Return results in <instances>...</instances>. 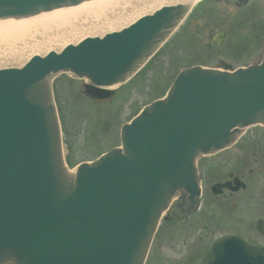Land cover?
Segmentation results:
<instances>
[{"label":"water","instance_id":"95a60500","mask_svg":"<svg viewBox=\"0 0 264 264\" xmlns=\"http://www.w3.org/2000/svg\"><path fill=\"white\" fill-rule=\"evenodd\" d=\"M86 1L0 0V19ZM187 2L0 69V264H144L172 200L186 197L187 212L196 204V160L229 148L245 128L264 129V55L229 72L191 67L121 127L119 147L67 170L54 78L85 80L87 94L109 98L108 88L132 78L173 34ZM233 181L232 190L243 187ZM203 264H264V250L230 236L213 244Z\"/></svg>","mask_w":264,"mask_h":264},{"label":"rangeland","instance_id":"374dc122","mask_svg":"<svg viewBox=\"0 0 264 264\" xmlns=\"http://www.w3.org/2000/svg\"><path fill=\"white\" fill-rule=\"evenodd\" d=\"M206 3L207 6L201 8ZM260 3L261 8H264V0H260ZM161 6L167 5L163 3L157 8ZM226 9L224 5L216 4L212 0H204L194 6L184 24L157 54L131 80L114 88L107 100H94L86 95V83L82 80L66 74L54 78L52 94L60 121L63 155L69 169L72 170L80 163L93 161L110 149L118 147L121 126L129 122L144 106L163 97L180 70L191 66L215 68L218 59L231 63L234 68L243 63L252 65L259 62L260 57H257L255 51L264 48V26L261 27L260 18H257V21L254 18L251 25L244 27L245 30L249 29L248 34L251 36H259V39L252 37L251 58L237 57L233 51L243 48L244 44H235L230 39L229 20L232 18L230 11L228 13ZM211 13L219 15L221 20L227 17L226 21L216 23L202 17H208ZM202 19L206 21L203 24L199 22ZM211 24L213 28L228 31L222 46L205 43L202 32H199V36L196 35L197 31H203ZM119 27L121 26H117L114 31L120 30ZM112 31L109 29L104 33ZM250 154L264 157V130L261 127L246 129L229 150L210 159L201 158L197 163L201 177L200 200L205 199V196L212 198L209 192L210 184L218 179H226L229 174L242 176L243 182L251 187L248 193L239 191L234 194L232 201L236 202V199L240 198V204L245 205L250 196L264 197V167L261 168L263 165L260 161L254 163ZM238 210H241L243 215L236 212L233 221H229L227 216L220 219L214 227L215 234L209 227L207 218L195 219L196 225L191 231L184 229L183 222L170 225L162 219L144 264H202V259L213 240L228 233L244 234L248 241L264 243V237L256 234L254 230L255 220L259 218L264 221V213L259 207L250 204L242 209L237 208L236 211ZM242 217L251 222L253 229L249 235L244 232ZM170 232L171 239L168 237ZM184 240H187V243H183Z\"/></svg>","mask_w":264,"mask_h":264},{"label":"bare ground","instance_id":"6f19581e","mask_svg":"<svg viewBox=\"0 0 264 264\" xmlns=\"http://www.w3.org/2000/svg\"><path fill=\"white\" fill-rule=\"evenodd\" d=\"M187 1L195 6L201 0ZM181 2L184 0H89L27 18L0 19V69L22 67L34 56L115 32L117 26L126 28L163 3ZM107 28L113 31L104 33Z\"/></svg>","mask_w":264,"mask_h":264},{"label":"flooded vegetation","instance_id":"af4514ba","mask_svg":"<svg viewBox=\"0 0 264 264\" xmlns=\"http://www.w3.org/2000/svg\"><path fill=\"white\" fill-rule=\"evenodd\" d=\"M204 0H201L199 3H203ZM214 1L216 4H221L224 5V7H227V11L231 14L232 20H229V29L231 31L230 34V39L233 40V42H235V44H240V43H236V42H242L244 44L243 48H237L235 51H233V53L235 54V56L237 57H245V58H251V40L252 37L253 39H259V36L256 35H250L248 34V28H246V30L244 29V27L246 25H251V23L253 22V19L255 18V20L257 21V18H260L261 21V27L264 26V8H261V3L260 0H212ZM198 3V4H199ZM207 6V3L203 6H201V8H205ZM200 9V7H199ZM215 16V17H214ZM188 17V16H187ZM205 20L206 19H211L213 22L216 23H224L226 21L227 17H223V20H221V17L218 15H213L212 13L209 14V16H202ZM204 19L200 20L199 22L201 24H203V22H206ZM186 21V19L183 21L182 24H184V22ZM205 25H207L206 23H204ZM259 25V24H258ZM213 24L209 25L208 27L206 26L203 31H197L196 35L199 36V32H202V37L205 40V43H208L210 45L212 44H216V46H222L225 43V39L227 37V32L228 31H224V30H220L218 28H213L212 27ZM247 27V26H246ZM255 45H257L256 43H254ZM264 51V48H261L259 51H255V54L257 55V57L262 56ZM230 53V52H229ZM231 54V53H230ZM251 64H246L243 63L242 65L236 67V68H241V67H245ZM216 67L219 68H226V69H236L233 67V65L229 62L224 61L223 59H218L217 65ZM90 89H88L89 91ZM261 152V150H260ZM217 155V154H216ZM216 155H212L209 157H203V158H213ZM251 155V159H253L254 163H257L258 161L262 162V167H264V157H255V155L250 154ZM200 161V159L198 160ZM198 163V162H197ZM251 170H250V174H251ZM199 174V172H198ZM200 181H201V177L199 175ZM237 178L241 183L244 184V188L239 189L237 191L232 190L235 187V183H233L232 179ZM231 182V184H229L228 186H226L225 188H220L218 187V195H213L212 194V187L213 186H220V185H225L227 183ZM238 184V183H237ZM239 191H243V192H250L251 191V187L247 186V184H245L242 180V176H238V175H234V174H229L227 176L226 179L224 180H215L214 182H212L209 186V192L211 194V197L205 196V199H202V192L201 195L197 201L196 206H194V208L192 209V211L187 212V208L189 207V202L187 201V199L181 200V198L175 200V202H173V204L170 206L166 216L164 217V221L170 225L176 224V223H180L183 222V226L185 230H193V227H195V221L198 219L203 220L204 218L208 219V224L209 227L212 228V232L214 231L215 234V225L217 223H219V220L225 218V216H227L226 218H229V221H233V216L236 215V212H240L238 214L243 215L241 210H237V208L242 209L245 207V205H253L254 207H259V210H261L264 213V197H258V198H253L252 196L248 197V201H246V204H240L241 200L240 198H238V200L236 199L235 201L233 200V195L236 194ZM221 199L220 201L218 199ZM204 206V207H203ZM232 210V211H231ZM193 216H196V218H194ZM196 219V220H195ZM241 221L243 223L244 226V232L249 235L252 231L253 228H251L250 223L248 222V219H245V217L241 218ZM240 221V222H241ZM197 223V222H196ZM254 230L256 232V234L260 235L261 237H264V221L262 219H256L255 223H254ZM245 234V235H246ZM175 235V234H174ZM228 235H234L237 237H240L241 239H243L247 244L251 245V246H257L260 248L264 249V243L262 242H251L248 241V239H245L244 234L240 235V234H235V233H228L222 236H219L217 238H215L213 240V242L211 243V245L219 238L221 237H225ZM171 232L168 234L169 239H171ZM176 237V236H174ZM183 243H187V240H184ZM187 244H185L186 246ZM210 245V247H211ZM209 247V248H210ZM209 250V249H208ZM208 252V251H207Z\"/></svg>","mask_w":264,"mask_h":264}]
</instances>
